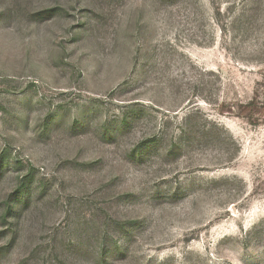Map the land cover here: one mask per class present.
Returning <instances> with one entry per match:
<instances>
[{
    "label": "rangeland",
    "instance_id": "rangeland-1",
    "mask_svg": "<svg viewBox=\"0 0 264 264\" xmlns=\"http://www.w3.org/2000/svg\"><path fill=\"white\" fill-rule=\"evenodd\" d=\"M0 264H264V0H0Z\"/></svg>",
    "mask_w": 264,
    "mask_h": 264
}]
</instances>
